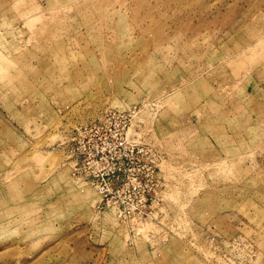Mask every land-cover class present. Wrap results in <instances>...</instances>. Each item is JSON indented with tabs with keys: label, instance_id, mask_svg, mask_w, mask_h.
Listing matches in <instances>:
<instances>
[{
	"label": "rangeland",
	"instance_id": "374dc122",
	"mask_svg": "<svg viewBox=\"0 0 264 264\" xmlns=\"http://www.w3.org/2000/svg\"><path fill=\"white\" fill-rule=\"evenodd\" d=\"M0 264H264V0H0Z\"/></svg>",
	"mask_w": 264,
	"mask_h": 264
},
{
	"label": "built area",
	"instance_id": "2783aa9c",
	"mask_svg": "<svg viewBox=\"0 0 264 264\" xmlns=\"http://www.w3.org/2000/svg\"><path fill=\"white\" fill-rule=\"evenodd\" d=\"M100 160H102V158Z\"/></svg>",
	"mask_w": 264,
	"mask_h": 264
}]
</instances>
